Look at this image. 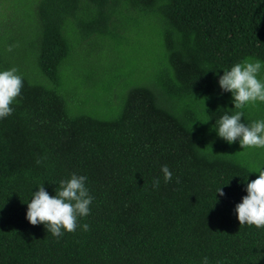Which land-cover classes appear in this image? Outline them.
Listing matches in <instances>:
<instances>
[{
    "label": "trees",
    "instance_id": "16d2710c",
    "mask_svg": "<svg viewBox=\"0 0 264 264\" xmlns=\"http://www.w3.org/2000/svg\"><path fill=\"white\" fill-rule=\"evenodd\" d=\"M13 3L36 76H21L12 113L0 118V264H264V227L240 225L235 212L264 148L237 140L204 149L207 135L224 140L216 121L237 111L219 86L223 70L251 57L264 79V0H37L34 11L31 0ZM152 31L154 84L135 68L115 117L76 112L75 61L119 56ZM13 41L0 32V71ZM255 108L264 119L258 101L240 110L242 123L257 120ZM72 174L87 177L89 215L59 237L31 225L32 193L42 184L54 196Z\"/></svg>",
    "mask_w": 264,
    "mask_h": 264
},
{
    "label": "clouds",
    "instance_id": "9594fccd",
    "mask_svg": "<svg viewBox=\"0 0 264 264\" xmlns=\"http://www.w3.org/2000/svg\"><path fill=\"white\" fill-rule=\"evenodd\" d=\"M11 51V48L9 49ZM261 61L246 57L235 63L230 70H223L218 83L223 91L230 92L233 97L234 114H224L216 124L217 135L229 144L239 140L242 148H264V119L252 121L250 124L241 122L243 112L240 111L249 104L264 102V80L258 78L261 71ZM23 79L15 67L0 71V118L11 115V105L20 95ZM205 107V106H204ZM207 122V121H206ZM161 171L165 182L172 179V172L167 165ZM258 178L247 183V195L242 197L235 207L240 225H250L256 228L264 227V166H257L253 171ZM86 176L72 174L68 179H62L55 195L50 196L44 187L39 185L32 193L27 203L26 219L31 225L44 224L54 236H62L64 232H74L78 226V218L90 213L93 197L85 186ZM179 182V180H177ZM159 179L153 181V186H159ZM220 196L224 193L221 187L217 190ZM84 231L89 230L88 224L81 225ZM63 229V231H62ZM202 264H208L204 257Z\"/></svg>",
    "mask_w": 264,
    "mask_h": 264
},
{
    "label": "rangeland",
    "instance_id": "374dc122",
    "mask_svg": "<svg viewBox=\"0 0 264 264\" xmlns=\"http://www.w3.org/2000/svg\"><path fill=\"white\" fill-rule=\"evenodd\" d=\"M36 2L37 0H31L30 7L33 11ZM13 5V0H0V32L14 39L11 44L6 45L4 50H9L13 46L16 49L9 56L8 66L6 65L4 70L15 67L18 69L19 75L35 77V60L27 42L22 41L19 37L16 26L18 19ZM84 56L85 53L75 61L78 68L73 74L74 83L79 87L80 93L73 97L72 107L79 113L98 118H113L120 110L126 92L122 84L130 70L137 68V72L145 75L147 84H154L155 76H158L156 68L153 67V63L157 67L156 64L159 59L158 40L153 31L144 41H139L135 45V49L127 50L119 56L117 54L108 55L107 53L106 59L96 58L92 63L93 66L85 63ZM88 74H91V79L85 81ZM251 111L256 114L257 120L262 119V111L256 108L251 109ZM205 143L204 149L206 150H216L219 147L227 149L229 146L228 142L212 140L209 135L206 136Z\"/></svg>",
    "mask_w": 264,
    "mask_h": 264
}]
</instances>
